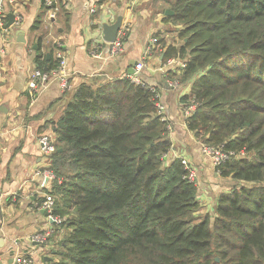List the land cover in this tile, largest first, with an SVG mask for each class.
Instances as JSON below:
<instances>
[{
	"label": "trees",
	"instance_id": "1",
	"mask_svg": "<svg viewBox=\"0 0 264 264\" xmlns=\"http://www.w3.org/2000/svg\"><path fill=\"white\" fill-rule=\"evenodd\" d=\"M168 2L182 41L164 58L185 62L175 67L190 82L181 101L199 102L187 126L205 143L245 149L220 166L235 183L197 214V185L180 157L165 156L169 121L150 85L127 75L82 83L55 123L50 168L63 179L51 194L63 220L53 264H264V0Z\"/></svg>",
	"mask_w": 264,
	"mask_h": 264
},
{
	"label": "crops",
	"instance_id": "2",
	"mask_svg": "<svg viewBox=\"0 0 264 264\" xmlns=\"http://www.w3.org/2000/svg\"><path fill=\"white\" fill-rule=\"evenodd\" d=\"M5 6L7 15L12 13L20 20L8 25V16V30L0 32V264L12 263L16 255L33 258V264L58 260L62 232L53 230L45 243L30 239L38 231L56 228L41 207L47 196H53L52 180L45 181L47 176L37 174L51 169L53 152L45 154L38 138L49 134L55 141V123L82 83L128 75L143 57L144 68L136 73L146 83L158 86L172 125L167 157H184L196 169L201 208L214 211L218 187H206L204 182L210 180V172L215 177L216 172L183 113L181 97L190 91V82H182L175 69L183 60L175 58L171 65L167 61L174 57L164 58L169 45L182 41L180 25L167 18L168 0H54L52 6L46 0H7ZM119 15L128 33L123 50L110 57L103 26L115 22ZM153 36L159 40L145 55V46ZM57 48L66 55L71 88L64 93L58 79L51 78L38 91L31 90L28 82L37 68V55L54 60ZM172 79L180 81V86L169 87Z\"/></svg>",
	"mask_w": 264,
	"mask_h": 264
},
{
	"label": "built area",
	"instance_id": "3",
	"mask_svg": "<svg viewBox=\"0 0 264 264\" xmlns=\"http://www.w3.org/2000/svg\"><path fill=\"white\" fill-rule=\"evenodd\" d=\"M6 1L7 0H0V32H4L8 30L7 25V10H6ZM47 4L52 6L54 4V0H46ZM20 20V17H17L15 22H18ZM128 33V29L126 24L122 25L117 38L113 42H107L109 46L108 55L110 57L117 56L122 50H123V44L126 39ZM157 39L153 36L149 39L148 43L145 46V55L152 52V50L156 46ZM56 61L57 64L50 70H42L40 68H35L32 72L28 86L33 91H38L42 87H44L47 82L51 78H57L60 84V88L62 92L66 93L71 88V82H70V71L68 67V61L66 58V55L63 53V50L60 48H57L55 52ZM145 57L138 61L135 65V72L130 73L127 76L136 83H146L143 79L140 78V76L136 73L137 71H140L144 68V62ZM176 59L171 58L168 59V64L174 65ZM181 67L185 66V62L180 63ZM180 81L172 79L169 81L168 86L172 88H177ZM150 88L155 91L156 97L159 99L156 102L157 105V111L158 114L161 116V120L167 122V115L165 111V106L160 101V92L158 86L154 84H149ZM199 102L192 98L190 102L183 106V113L184 117L186 119L187 116H189L197 107ZM168 128L171 129L172 125L168 123ZM40 147L42 151L45 154H50L56 150V147L54 145L53 139L49 134H42L38 138ZM202 151L212 160V164L214 166V169H216L217 173H220L221 169L220 166L225 163L226 161L230 160L232 157L236 156H243L245 155L246 151L245 149L241 150H233V149H226L224 145L215 146L209 143L202 142ZM181 161L187 170V173L184 175L185 178H187L189 181L195 183L197 185L198 179H197V173L194 167L190 165L188 160L184 157H180ZM37 174H41L44 176L49 177L51 180H54L57 177L55 175V172L52 169H44V170H38ZM60 181V178H59ZM55 200L53 196H47L44 201L41 203V207L44 208L48 213L49 217L57 224L61 223L63 218L59 214L53 213ZM53 228L47 229L45 231H38L31 235L30 239L39 242V243H45L48 239V237L52 234ZM2 261V257L0 256V262ZM34 260L31 257L23 256V255H16L13 259V262L10 264H33Z\"/></svg>",
	"mask_w": 264,
	"mask_h": 264
},
{
	"label": "rangeland",
	"instance_id": "4",
	"mask_svg": "<svg viewBox=\"0 0 264 264\" xmlns=\"http://www.w3.org/2000/svg\"><path fill=\"white\" fill-rule=\"evenodd\" d=\"M173 57V56H172ZM181 82L179 83L178 87L180 86ZM186 120V119H185ZM187 123V122H186ZM201 139V138H199ZM203 141V140H201ZM204 142V141H203ZM205 143V142H204ZM168 154H165V156H167ZM196 170V169H195ZM215 172H216V177L213 175V171L210 172V180L209 181H205V186L206 187H218V195L223 192V191H227L231 188L232 184L235 183V180L232 179L230 176H223L221 174V171L220 173H217L216 169H215ZM55 175L58 176V178L60 179H63V176H60L58 175L57 173H55ZM201 181H202V175H201ZM217 198V197H216ZM216 198H215V201H216ZM215 205V204H214ZM211 211V210H210ZM212 212V211H211ZM197 214H200L201 216H204L206 214L205 210H203V208H201V206L199 207V211L197 212ZM212 217H213V214H211Z\"/></svg>",
	"mask_w": 264,
	"mask_h": 264
},
{
	"label": "water",
	"instance_id": "5",
	"mask_svg": "<svg viewBox=\"0 0 264 264\" xmlns=\"http://www.w3.org/2000/svg\"><path fill=\"white\" fill-rule=\"evenodd\" d=\"M166 14H173V10L167 9ZM8 16H9L8 25H11L15 21L14 15L12 13H9ZM122 20H123L122 15H119L115 22L104 24V26H103V37H104L105 41L113 42L116 40L119 29H120L121 24H122ZM0 59H1V55H0ZM134 72H135V69H132V72H130V73H134ZM45 181L50 182L51 179L49 177H46Z\"/></svg>",
	"mask_w": 264,
	"mask_h": 264
}]
</instances>
